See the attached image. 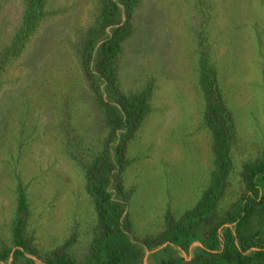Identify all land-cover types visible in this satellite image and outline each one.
<instances>
[{"label":"rangeland","instance_id":"374dc122","mask_svg":"<svg viewBox=\"0 0 264 264\" xmlns=\"http://www.w3.org/2000/svg\"><path fill=\"white\" fill-rule=\"evenodd\" d=\"M101 1L45 0L46 15L0 71V247H12L19 184L29 208L26 234L41 255L70 240L66 250L80 264L96 237L84 165L103 150L109 129L81 49ZM23 8L22 0H0V52L20 27ZM130 30L117 60L118 86L128 95L149 87L150 113L126 143L128 163L118 178L128 199L119 220L124 235L115 243L125 240V264L186 262L199 242L182 250L163 235L166 217L177 220L193 208L214 169L198 38L205 36L234 122L221 215L244 192V164L264 153V0H141Z\"/></svg>","mask_w":264,"mask_h":264},{"label":"trees","instance_id":"16d2710c","mask_svg":"<svg viewBox=\"0 0 264 264\" xmlns=\"http://www.w3.org/2000/svg\"><path fill=\"white\" fill-rule=\"evenodd\" d=\"M140 1L102 0L100 13L81 49L84 74L109 131L103 150L84 165V188L96 212L97 234L88 256L80 264H125L128 255L125 240L115 243L124 235L119 220L128 199L118 177L128 163L126 143L150 113V88L129 95L121 92L117 81V60L124 41L131 34L130 20ZM22 2L21 25L10 45L0 52V71L10 58L19 55L46 15L45 0ZM108 27L109 32L106 31ZM197 49L198 84L204 99V125L213 142L214 169L210 184L196 205L177 220L166 217L163 241H169L182 250H187L195 241L200 246L186 262L172 258L161 260V264H264V153L261 159L244 164V192L220 215L217 204L225 192L231 170L229 151L234 122L217 85L216 70L209 63L203 33L198 38ZM28 212L26 194L19 184L11 224L12 247H0V264H36L33 257L40 259L42 264H79L66 250L70 240L44 255L39 253L26 234ZM111 218L113 225H110Z\"/></svg>","mask_w":264,"mask_h":264},{"label":"water","instance_id":"95a60500","mask_svg":"<svg viewBox=\"0 0 264 264\" xmlns=\"http://www.w3.org/2000/svg\"><path fill=\"white\" fill-rule=\"evenodd\" d=\"M34 259V258H33ZM34 260H36V259H34Z\"/></svg>","mask_w":264,"mask_h":264}]
</instances>
